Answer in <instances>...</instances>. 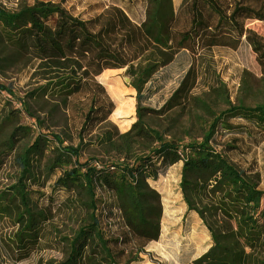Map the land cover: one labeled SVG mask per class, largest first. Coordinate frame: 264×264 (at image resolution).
<instances>
[{
  "label": "trees",
  "instance_id": "16d2710c",
  "mask_svg": "<svg viewBox=\"0 0 264 264\" xmlns=\"http://www.w3.org/2000/svg\"><path fill=\"white\" fill-rule=\"evenodd\" d=\"M135 4L143 8L139 22L115 5L107 7L103 21L98 17L85 21L45 1L14 10L0 7V49L26 58L44 82L17 100L20 111L11 110L13 117L0 119L1 130L23 112L38 128L16 126L0 139V172L11 157L19 171L8 190L0 192V264H21L36 252L61 248L64 258L49 264H140L139 253L159 239L162 219L160 195L150 183L180 162L179 188L186 211L198 216L211 244L197 258L178 264H264V189L227 156V150L243 138L234 136L223 151L217 149L221 129L236 130L254 144L261 142L264 104L234 107L226 84L214 75L208 92L226 108L212 115L199 140L180 146L149 127L138 106L137 120L126 132L107 123L114 105L97 80L105 70L126 69L140 96L152 76L181 51L238 49L246 22L264 23V0H181L178 9L173 0H126L129 10ZM0 92L14 95L3 85ZM43 97L65 110L84 98L87 107L80 110L78 132L81 146L84 138L105 124L107 128L94 135V143L107 151L109 160L80 163V146H65L60 135L42 134V124L26 100ZM199 103L201 108L209 107ZM231 119L244 125L233 126ZM34 133L31 143L22 145ZM49 137L56 147L41 167ZM37 172L48 180L56 178L48 196L32 189ZM98 189L113 199L123 227L118 236L106 235L101 228ZM72 210L84 216L72 237H52L57 230L54 218Z\"/></svg>",
  "mask_w": 264,
  "mask_h": 264
},
{
  "label": "rangeland",
  "instance_id": "374dc122",
  "mask_svg": "<svg viewBox=\"0 0 264 264\" xmlns=\"http://www.w3.org/2000/svg\"><path fill=\"white\" fill-rule=\"evenodd\" d=\"M35 1L61 5L85 21L97 17L103 21L107 7L113 5L128 11L135 22L143 18L142 6L135 4L129 10L126 8V0H0V7L14 10L20 5L32 4ZM180 1L173 0L176 9ZM242 41V45L235 50L212 48L197 54L179 52L171 64L160 69L143 86L140 96L132 86L126 69L103 71L97 80L114 105L107 123L117 127L121 133L126 132L137 120L138 106L148 126L159 132L165 140H175L180 146L192 140H199L208 129L212 115H217L226 108L223 101L217 100L208 92L214 75H218L226 84L230 94L229 100L234 107L254 108L264 104V23L246 22ZM17 57L9 50L0 49V85L7 87L14 94L11 97L5 92H0L1 120L6 116L13 117L9 114L11 110L20 111L18 99H25L32 91L44 85L28 60ZM49 100L47 97L38 101L26 100L29 102L31 114L38 117L42 124L41 133L60 135L65 146H80V163L107 162L110 158L107 151L94 143V135L101 133L107 125L104 124L101 130L100 128L95 130L91 134L92 137L84 138V145L81 146L78 132L82 122L80 110H86L87 107L84 98L74 100L67 110L53 102L54 100L47 102ZM200 101L209 107L201 108ZM33 123L31 117L21 112L17 119L3 124L0 130L1 141L6 139L16 126L38 129ZM229 123L233 126L244 125L239 119H231ZM237 132L221 129L217 135V149L223 151L234 136L243 138L236 148L227 150V156L246 177L258 181L259 188L263 190L264 138L258 144H254L245 136H239ZM35 135L36 133L25 139L22 145L30 144ZM47 139L52 140L50 137ZM54 147L56 143L50 141L44 150V157L40 159L41 167L50 158V150ZM181 165L180 162L172 166L164 177L150 183L160 195L162 219L159 239L147 244L139 253L140 264H178L185 259L191 261L210 247L211 242L206 228L196 214L186 211V205L182 200L179 188ZM18 173L13 158H9L0 172V192L8 190ZM34 179L37 183L32 185V189L48 196L50 186L56 178L48 180L42 175L39 176L37 172ZM61 196L63 198V195ZM96 198L101 228L106 235L118 236L123 227L119 214L113 207L112 197L98 189ZM83 220L84 216L79 210L57 215L54 218L57 230L51 233L52 237L60 240L72 237ZM7 228L2 232H7ZM64 255V248L55 251L42 250L21 264L55 263L61 261Z\"/></svg>",
  "mask_w": 264,
  "mask_h": 264
}]
</instances>
